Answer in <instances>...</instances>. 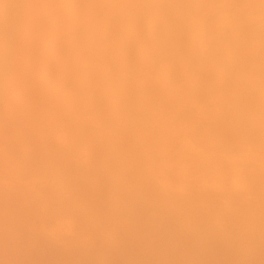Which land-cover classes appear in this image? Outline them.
Segmentation results:
<instances>
[{"label": "bare ground", "instance_id": "bare-ground-1", "mask_svg": "<svg viewBox=\"0 0 264 264\" xmlns=\"http://www.w3.org/2000/svg\"><path fill=\"white\" fill-rule=\"evenodd\" d=\"M0 264H264V0H0Z\"/></svg>", "mask_w": 264, "mask_h": 264}]
</instances>
